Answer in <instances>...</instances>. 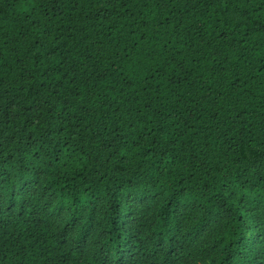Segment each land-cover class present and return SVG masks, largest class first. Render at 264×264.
Here are the masks:
<instances>
[{
    "label": "trees",
    "instance_id": "16d2710c",
    "mask_svg": "<svg viewBox=\"0 0 264 264\" xmlns=\"http://www.w3.org/2000/svg\"><path fill=\"white\" fill-rule=\"evenodd\" d=\"M0 264H264V0H0Z\"/></svg>",
    "mask_w": 264,
    "mask_h": 264
}]
</instances>
